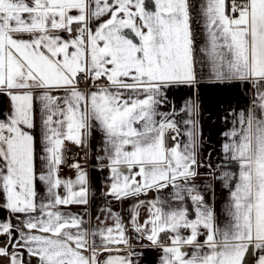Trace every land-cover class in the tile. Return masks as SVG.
Listing matches in <instances>:
<instances>
[{"label": "snow or ice", "instance_id": "1", "mask_svg": "<svg viewBox=\"0 0 264 264\" xmlns=\"http://www.w3.org/2000/svg\"><path fill=\"white\" fill-rule=\"evenodd\" d=\"M205 67L215 82L250 84L264 109V0H0V98L9 102L0 108V197L26 217L0 221V258L25 264L26 250L40 264H134L132 241L146 239L142 247L162 251L160 264H245L250 246L264 264V119L254 114L240 113L241 131L224 133L233 139L223 151L240 168L224 230L200 194L191 195L195 219L159 200L143 224L133 211L134 237L110 208L101 212L114 227L91 232L58 208L89 203L87 171L67 161L66 144L86 148L94 130L106 154L97 159L110 172L106 195L123 200L171 186L183 199L178 181L187 185L199 166L200 106L189 100L180 110L189 126L183 146L179 113L161 109L169 90L195 88ZM63 166L75 180L61 177Z\"/></svg>", "mask_w": 264, "mask_h": 264}, {"label": "crops", "instance_id": "2", "mask_svg": "<svg viewBox=\"0 0 264 264\" xmlns=\"http://www.w3.org/2000/svg\"><path fill=\"white\" fill-rule=\"evenodd\" d=\"M193 3L199 4L200 0H193ZM198 78L200 77V68L197 67ZM189 100L194 101L200 106V115L198 120V139L200 146L197 151V160L199 166L196 168L197 175L191 179L187 185L183 181H178L182 188L180 191L183 199H176V189L171 186L159 191L153 189L146 195L139 197H130L128 199L116 200L106 195L109 190L110 172L107 167L106 159H97L105 157L103 151V137L99 131H93L92 137L88 140V146L83 148L89 161L88 167H83L88 174L89 203L87 205L69 204L67 206H58L59 210L66 214H71L81 218L84 223L82 228L91 232L104 227H114V218L109 217L107 211L101 212V209L110 208L113 213L118 215L127 229L129 237L136 236L132 230L130 217L133 211L139 213V223L143 224L149 218L150 201L161 202L160 206L165 211L173 209H186L190 219H195L196 205L191 199V195L200 194L204 197L205 204L213 211V224L215 228L224 230L230 223L229 215L231 204V193L235 190V185L239 182V162L230 158L231 154L223 151L225 143H231V137L225 136L224 133L236 130L241 131L239 124L240 113L254 114L258 119H264V109H261L257 100V90L251 87L247 82L235 81L231 83L215 82L209 78L208 69L203 71V79L199 84L193 87L181 86L173 88L167 93V104L161 111H171L173 108L179 113L175 119L181 128V135L178 142L183 146L187 143V136L184 131L187 125L184 121L188 116L180 111ZM8 100L6 97L0 98V108L3 111L8 109ZM238 139V137L236 138ZM125 171H127L125 169ZM227 173V175H225ZM63 179L76 178L75 169L61 175ZM193 188L189 193L186 188ZM41 196L46 195L43 185L39 186ZM60 194L64 195V190L60 189ZM143 201L141 204L140 202ZM135 205H140L135 208ZM99 217V219H98ZM26 219L23 215H13L3 207V199L0 197V221H11L14 225L22 224ZM26 233L27 229H23ZM75 231V230H73ZM202 232L206 230L201 229ZM40 235L41 233L35 232ZM182 235H188L189 230L182 229ZM170 234H161V239L167 242V236ZM18 237V233H17ZM206 238L205 235L198 237L200 242ZM91 239V238H90ZM99 244V237L96 238ZM133 249L136 255L132 256L134 264H160V258L163 255L160 249L145 248L141 244L147 245L149 242L145 239L142 241H132ZM5 243H0V247H5ZM189 254L195 251L191 246L184 249ZM207 252L208 249H202ZM126 255L127 252L118 253ZM260 251L250 246L249 252L245 255V264H258ZM108 253H103L101 259L105 258ZM117 255V253H112ZM25 264H40L39 258L29 256L26 250L23 251ZM0 264H7V258H0Z\"/></svg>", "mask_w": 264, "mask_h": 264}, {"label": "built area", "instance_id": "3", "mask_svg": "<svg viewBox=\"0 0 264 264\" xmlns=\"http://www.w3.org/2000/svg\"><path fill=\"white\" fill-rule=\"evenodd\" d=\"M170 135H174L170 134ZM167 143L169 146H174L177 141L171 140L170 138L167 140ZM66 148L68 149L66 159L69 163H76L79 162L82 167H88L89 166V161L88 157L85 155L84 150L81 148H78L76 145L72 143H67ZM74 169L68 167V166H63L60 175H66L70 172H72Z\"/></svg>", "mask_w": 264, "mask_h": 264}]
</instances>
